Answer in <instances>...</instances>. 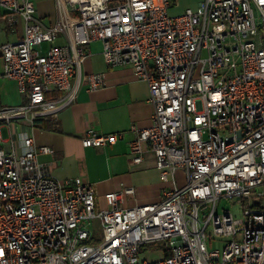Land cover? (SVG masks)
<instances>
[{"label":"built area","instance_id":"built-area-1","mask_svg":"<svg viewBox=\"0 0 264 264\" xmlns=\"http://www.w3.org/2000/svg\"><path fill=\"white\" fill-rule=\"evenodd\" d=\"M177 2L55 0L46 23L37 0H0V25L17 36L0 43V78L25 100L0 107V264H264V0H201L173 13ZM96 41L109 66L129 65L148 83L151 124L133 127L130 154L140 163L144 144L154 152L172 183L159 202L124 206L135 193L126 186L99 207L90 182L59 179L39 161L54 148L11 129L54 119L83 86L106 85L83 70ZM124 134L89 129L81 142L103 147ZM151 251L163 257H141Z\"/></svg>","mask_w":264,"mask_h":264},{"label":"crops","instance_id":"crops-1","mask_svg":"<svg viewBox=\"0 0 264 264\" xmlns=\"http://www.w3.org/2000/svg\"><path fill=\"white\" fill-rule=\"evenodd\" d=\"M200 1L178 0L172 12L180 13L187 7H196ZM5 35L7 40L17 37L8 31ZM98 42L90 44L91 54L83 70L103 73L106 85L93 91L83 86L77 100L46 124H12L11 129L17 138L27 132L33 135L38 145L54 148V154H40L39 161L59 179L80 176L90 182L95 188L99 207L105 204L107 192L126 186L133 187L135 193L125 196L124 206L159 202L164 189L172 183L160 178L154 152L144 144L145 152L140 163H133L130 154V142L135 137L133 127L144 128L151 124L154 106L150 101L148 83L137 78L129 65L109 66L102 54V44L100 51L91 48ZM89 129L105 134H125L110 145L85 147L81 138ZM8 134L7 138H10V132Z\"/></svg>","mask_w":264,"mask_h":264},{"label":"rangeland","instance_id":"rangeland-1","mask_svg":"<svg viewBox=\"0 0 264 264\" xmlns=\"http://www.w3.org/2000/svg\"><path fill=\"white\" fill-rule=\"evenodd\" d=\"M38 3V13L44 16V21L48 23L51 19H53L56 15V8H55V0H37ZM15 38V34L11 33ZM12 38V37H11ZM7 40V36L2 29V24L0 25V43ZM11 40V39H10ZM49 43L44 44V48L46 49ZM92 50L100 51L101 50V43H96L93 45ZM17 83L15 81L7 78L2 77L0 78V94L2 97L3 105H18L24 103L23 95L18 91ZM3 134L4 136H9V130L7 127H3ZM177 183L179 186L185 184V175L182 170H178L175 174ZM221 206L224 209L230 208L234 215L238 218H241L243 215L242 207L239 203L229 201V200H222ZM95 226H97V234L100 235V226L99 222H94ZM141 257H145L149 260H156L163 257V253L161 251H151L148 253L141 254Z\"/></svg>","mask_w":264,"mask_h":264},{"label":"trees","instance_id":"trees-1","mask_svg":"<svg viewBox=\"0 0 264 264\" xmlns=\"http://www.w3.org/2000/svg\"><path fill=\"white\" fill-rule=\"evenodd\" d=\"M3 106V103H2V99H1V95H0V107ZM44 124H46L48 121H42Z\"/></svg>","mask_w":264,"mask_h":264}]
</instances>
